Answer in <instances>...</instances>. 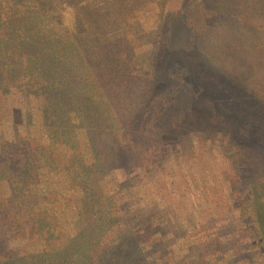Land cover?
I'll return each mask as SVG.
<instances>
[{
	"label": "trees",
	"instance_id": "trees-1",
	"mask_svg": "<svg viewBox=\"0 0 264 264\" xmlns=\"http://www.w3.org/2000/svg\"><path fill=\"white\" fill-rule=\"evenodd\" d=\"M165 2L0 0V264H264L258 139L221 107V136L201 144L216 142L214 155L191 122L169 153L163 115L152 136L143 125L145 82L169 55L145 45L166 28L187 44L188 64L244 82L264 107V8ZM138 8L160 20L144 27Z\"/></svg>",
	"mask_w": 264,
	"mask_h": 264
},
{
	"label": "rangeland",
	"instance_id": "rangeland-1",
	"mask_svg": "<svg viewBox=\"0 0 264 264\" xmlns=\"http://www.w3.org/2000/svg\"><path fill=\"white\" fill-rule=\"evenodd\" d=\"M165 4L170 7H175L179 4V0H166ZM163 2H158V8L163 7ZM253 5V4H252ZM256 5L264 8V0H257ZM255 4L253 6H256ZM157 9L152 11H144L143 8L136 9V14L144 27L148 26L152 22L159 21V15ZM69 11H66L68 13ZM262 18L264 15L260 14ZM174 18H166L165 22H173ZM166 36V37H165ZM171 29L166 28L165 34L162 37L163 41H159L156 38L151 39L145 46H150L155 51H159L161 44L164 46L163 51L158 54L159 57L165 56L168 53L170 60L164 64L165 59L157 60L158 64L155 69L152 70V77L148 78L144 85V93L148 97V112L145 113L146 118V132L147 136H152L151 129L149 126H155L152 119L158 123V118L162 114L163 119H165V125L161 127L164 135H170L167 137L169 141L163 143L165 144L164 150H174L176 147L183 148V144L179 139L185 140L187 136L185 134V129L191 122L198 130L200 145L203 141L210 136H221L218 132V124L228 119H223L217 123V117H219L220 107L223 110H230L234 112V117L241 129V135L245 136L248 140L254 142L258 139L259 147L264 148V107L263 104L257 105L253 101L252 95L245 90V83L242 82L241 85L233 83L225 75L213 72H203L200 69H196L193 63L188 64V54L185 52L188 47L186 43H183L180 38H171ZM172 41V42H171ZM171 42V43H170ZM173 46H176V51H172ZM144 47V46H142ZM183 50V51H182ZM161 63V64H160ZM160 64V66H158ZM258 62L252 57V62L248 65L251 67L249 69V74L255 72L254 67H258ZM225 69L231 71L237 70L239 66L225 64L223 66ZM203 69V68H202ZM245 71H247L245 69ZM161 77L163 80L158 83V79ZM156 79V83L154 80ZM155 84V85H154ZM161 86L157 88L158 86ZM217 100L218 104L214 101ZM263 107V108H262ZM146 108V109H147ZM163 112H165L163 114ZM229 113V111H228ZM161 118V123L163 121ZM144 122V121H143ZM181 124V125H180ZM178 125V127L176 126ZM160 131V130H159ZM214 131L215 133H213ZM217 132V133H216ZM174 133H180L177 136ZM211 133H213L211 135ZM197 135V134H196ZM184 137V138H182ZM226 141V138H224ZM243 141H246L243 140ZM244 144V143H243ZM173 145L175 147L173 148ZM205 149H210L213 151V155L216 152L220 153L219 145L214 142L213 145H201ZM242 146V145H241ZM241 150L246 152V155L258 154V150H247L244 144ZM161 147V146H160ZM238 147V146H237ZM109 151V154H107ZM106 155L103 157V163L106 168H112L117 165L115 148L112 141L106 139ZM262 159H264V153H261ZM169 156H167V160ZM264 161V160H263ZM217 164V161H213V166ZM264 165V164H262ZM264 167V166H262ZM134 169V168H133ZM264 173L262 170L261 174ZM264 196V189L259 190V198ZM264 206V203L261 205ZM162 245V243H160ZM160 247L156 245L154 249ZM152 249L149 248L146 252H151ZM231 264H249L245 258L236 260Z\"/></svg>",
	"mask_w": 264,
	"mask_h": 264
}]
</instances>
